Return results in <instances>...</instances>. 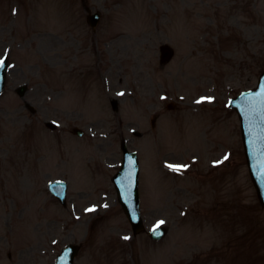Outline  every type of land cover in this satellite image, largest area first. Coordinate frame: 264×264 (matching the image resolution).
I'll return each instance as SVG.
<instances>
[{"label":"rangeland","instance_id":"374dc122","mask_svg":"<svg viewBox=\"0 0 264 264\" xmlns=\"http://www.w3.org/2000/svg\"><path fill=\"white\" fill-rule=\"evenodd\" d=\"M85 9L102 15L96 34ZM163 45L174 52L164 66ZM3 53L11 66L0 96V264H53L71 243L82 244L76 264H264V211L226 106L264 68V0H0ZM23 84L21 99L14 90ZM110 100L119 111L108 109ZM154 112L156 128L166 129L159 142L150 136ZM73 126L82 139L67 133ZM131 129L148 139L132 138ZM121 138L142 152V193L147 158L154 182L142 216L146 228L165 222L162 242L131 236L103 176L120 162ZM218 160L227 166H213ZM162 162L188 164L191 174L163 172ZM195 175L225 179L224 188H196ZM55 179L69 183L64 208L45 189ZM249 226L250 241L241 237Z\"/></svg>","mask_w":264,"mask_h":264},{"label":"water","instance_id":"95a60500","mask_svg":"<svg viewBox=\"0 0 264 264\" xmlns=\"http://www.w3.org/2000/svg\"><path fill=\"white\" fill-rule=\"evenodd\" d=\"M261 83L264 84V76ZM260 91L259 88L254 92L243 93L231 102V107H234L239 115L246 154L253 157L252 162L250 161L253 180L259 189L260 200L264 205V94L260 95ZM121 191H123L122 187ZM136 205L135 200L130 210L131 215L127 212L134 226L139 225Z\"/></svg>","mask_w":264,"mask_h":264},{"label":"snow or ice","instance_id":"6c2138e0","mask_svg":"<svg viewBox=\"0 0 264 264\" xmlns=\"http://www.w3.org/2000/svg\"><path fill=\"white\" fill-rule=\"evenodd\" d=\"M4 66H5V60H4V59H0V68H4ZM120 95H123V93H120ZM205 99L210 100L211 98H202L201 100H198L197 103H202ZM227 159H228V157L225 156V157H224V160H227ZM222 162H223V161H218L217 163H222ZM167 167H168L171 171H174V172H181L182 170L186 169L187 166H185V165H171V164H169V165H167ZM94 210H95V209H92V208L87 209V211H89V212L94 211ZM164 223H165V222L162 221V220L159 221V222L154 226V228L152 229L153 233H154V234H158V233H157V230H158V229L160 228V226L163 225ZM123 239L128 240L129 237L125 236V237H123Z\"/></svg>","mask_w":264,"mask_h":264}]
</instances>
